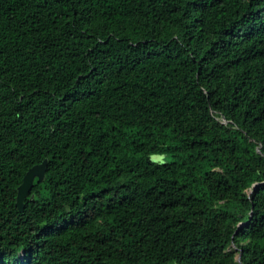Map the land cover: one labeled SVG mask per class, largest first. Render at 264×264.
Masks as SVG:
<instances>
[{
  "label": "trees",
  "instance_id": "1",
  "mask_svg": "<svg viewBox=\"0 0 264 264\" xmlns=\"http://www.w3.org/2000/svg\"><path fill=\"white\" fill-rule=\"evenodd\" d=\"M0 264H264V0H0Z\"/></svg>",
  "mask_w": 264,
  "mask_h": 264
},
{
  "label": "water",
  "instance_id": "2",
  "mask_svg": "<svg viewBox=\"0 0 264 264\" xmlns=\"http://www.w3.org/2000/svg\"><path fill=\"white\" fill-rule=\"evenodd\" d=\"M47 167L48 160L45 159L41 164L34 166L26 173L23 179V183L18 188L16 202V206L21 212H23L25 209V199L28 197L30 191L32 190L35 179L38 178V180L42 182L45 178ZM240 257L241 256L239 255L237 259L239 260Z\"/></svg>",
  "mask_w": 264,
  "mask_h": 264
},
{
  "label": "rangeland",
  "instance_id": "3",
  "mask_svg": "<svg viewBox=\"0 0 264 264\" xmlns=\"http://www.w3.org/2000/svg\"><path fill=\"white\" fill-rule=\"evenodd\" d=\"M159 158L157 156H153V160H158Z\"/></svg>",
  "mask_w": 264,
  "mask_h": 264
}]
</instances>
